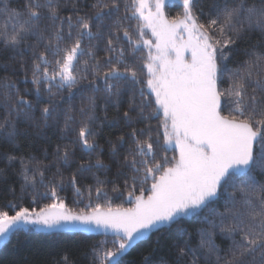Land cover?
I'll return each instance as SVG.
<instances>
[{
	"label": "snow or ice",
	"instance_id": "obj_1",
	"mask_svg": "<svg viewBox=\"0 0 264 264\" xmlns=\"http://www.w3.org/2000/svg\"><path fill=\"white\" fill-rule=\"evenodd\" d=\"M167 3L94 0L89 4L85 0L81 8L80 0H24L21 7L18 3L13 6V0H0V15L5 19L0 28V58H19L22 82H28L30 71L33 85L21 93L15 80L3 78L0 95L7 114L0 129L5 130V139L15 142L20 134L18 123L48 127L50 121L56 122L59 106L68 102L69 107L62 110L60 131L75 132L74 142L94 152L100 148L91 126L98 94L102 92L105 101L114 103L119 112L122 97L130 93L127 110L113 118L125 121L130 131L108 141L111 164L97 158L95 163H81L78 171L110 170L113 165L117 177L130 171L132 183L125 180L123 184L132 188L130 200L137 182L141 185L132 207L115 209L111 199L107 207L101 203L93 206L89 185V204L74 213L58 196L57 186L64 187L63 177L57 179L59 170L48 181L50 187L39 192L37 175L43 185L42 169L50 165L30 167L34 158L5 153L8 166L19 162L20 169L14 174L23 182L18 202L9 200L3 205L9 210H0V243L21 232L99 233L104 238L93 243L87 253L91 264H125L129 250L150 233L178 225L186 217L203 215L208 227L200 231L198 247L192 248L190 240L184 241L185 247L174 245V264H181L189 252L193 259L187 264H197L198 249L206 250L210 264H264V0H212L207 13L198 0H179L182 12L171 18L165 12ZM69 6L72 14L61 15ZM133 19L138 21L134 29L128 23ZM9 20L14 21L11 28ZM105 36L110 55L101 61L94 46L85 47L84 41ZM238 42L247 45L243 49L246 58L229 68ZM28 52L30 62L24 59ZM84 56L88 58L82 60ZM8 66L0 64L5 69ZM225 77L229 86L221 89ZM65 90L67 95H61ZM77 93L81 98L78 109L70 103ZM57 96L59 100L54 99ZM45 99L47 104L41 106ZM225 107L230 117L222 115ZM74 111L84 119L77 122L71 114ZM160 116L164 141L174 145L178 155L169 157L165 151L157 158L154 144L160 133L153 136L152 125L144 122ZM77 123L78 129L73 127ZM140 123L144 127H133ZM126 145L127 154L121 158ZM60 151L57 145V158L67 163L69 149L65 146L62 156ZM7 180V167L0 168V181ZM149 180L151 184L143 187ZM68 183L76 186V174ZM96 184L97 199L108 196V184L114 195H123L114 180L97 178ZM29 190L31 203L49 196L53 202L39 210L23 206L19 201ZM8 191L15 197L14 186L9 185ZM217 230L228 241L226 249L215 243ZM144 259L152 264L149 257ZM64 261L67 264V257ZM157 264L169 261L161 257Z\"/></svg>",
	"mask_w": 264,
	"mask_h": 264
},
{
	"label": "trees",
	"instance_id": "obj_2",
	"mask_svg": "<svg viewBox=\"0 0 264 264\" xmlns=\"http://www.w3.org/2000/svg\"><path fill=\"white\" fill-rule=\"evenodd\" d=\"M94 0H87V3H93ZM19 4L21 7L24 4V0H13V6ZM200 6L204 7V11L207 13L210 11L209 5L212 3V0H198ZM85 0H80V7L84 8ZM166 10L170 16H175L182 12V8L179 4V0H169L166 4ZM90 11V9H86ZM123 7L121 8V14H123ZM131 11V10H130ZM72 14L71 6L67 10L61 12V15L67 16ZM83 14V12H81ZM201 22H205V19L202 17ZM9 28L12 27L14 21H7ZM133 26V29L137 25L138 21L133 19L130 22ZM5 24V19L0 15V28ZM65 30L66 26H65ZM95 31V28L93 29ZM146 33L150 34V30L145 29ZM48 33H45L47 36ZM122 36V34H121ZM106 39L88 40L84 41V46L88 47L90 44L94 46L93 50L97 59L103 61L106 59L110 53L106 50ZM256 40V34L253 33L252 43ZM33 42L34 38H33ZM122 43L124 39L122 37ZM247 47L243 42H238L237 47L233 50L232 57L229 61V68H234L237 66L236 62L245 59L243 49ZM40 51H43V46L39 48ZM146 51V50H145ZM139 55V54H138ZM31 52L25 54L24 59L29 60L30 62ZM87 56L81 57V59H87ZM7 63L9 66L5 69L0 67V84L3 82L4 77H9L12 80L17 82V86L20 88L21 93L25 89L31 90L33 85L31 84V72L28 71V82L23 83L24 72L21 69V63L19 58L17 61H8L7 57L0 58V64ZM229 86V81L227 77L219 84L221 89L227 88ZM4 90L0 87V93ZM55 91V89H53ZM61 95H67L65 90ZM130 93H126L122 97V102L119 107V112L114 103L106 102L104 94L101 92L98 94L97 99V108L95 111L96 119L92 123V128L96 132L94 137L95 142L100 145V148L96 149L94 152H89L81 147L77 140L76 133H62L60 128L63 127L64 114L63 109L69 107V103L65 102L59 106L58 116L56 122L50 121L48 127L41 125L40 128L31 127L26 123H18L17 128L19 135L17 136L15 142H8L5 139V130L0 129V168L7 167L8 180L6 182L0 181V210H9L4 208L3 205L11 200L13 204L17 203L16 197L21 195L20 193V184L23 182L22 177H18L14 174L20 169L19 162L13 163L11 166L7 165L6 160L4 159L5 153H11L17 156H25L26 158L32 159L30 167H35L37 163L43 165H50L47 169H42L45 172L44 184L40 185V177L37 175V190L39 192H44L50 185L48 181L52 179L54 175L57 174L59 170V175L57 179L59 180L60 176L63 177L64 187L61 190L57 186V193L60 199L73 211L80 212L85 209V206L89 204V194L88 186H92V195H91V204L94 206L96 203H101L107 207V200L111 199V206H131L134 204V197L140 195L139 188L141 185L137 182L136 190L133 193V197L129 198L128 192L132 191L131 187L124 188L123 184L125 180L129 181V184L132 183L130 177L133 175L130 171H127V175L116 176V166L113 165L110 170L108 169H97L92 168L91 170L78 171L79 165L81 163H95V160L99 158L105 164H111L110 160V145L108 141H115L117 137L124 135L130 128L126 126L125 121L122 119L113 120L114 117L122 115L123 111L127 110L128 106V96ZM30 99L34 97H29ZM55 100H59L60 97H54ZM76 109L81 106V98L77 93L73 100L70 102ZM47 104L45 99L42 102L41 106ZM7 114L6 105L3 103V97L0 95V122L3 121L4 117ZM75 115L77 122L84 119L79 113V111H74L71 113ZM133 116L136 114L133 113ZM222 115L230 117V113L227 107L222 111ZM40 113L36 112V117L39 119ZM162 116L158 118H152L144 123L152 125L153 136L156 132L159 131L160 138L159 141L154 144L157 152V158L160 155H163L166 151V154L169 157L177 155V150L175 148L169 147L163 137V129L159 127ZM144 123L135 124L133 127H144ZM74 128L79 127V123L73 125ZM27 132V135L24 133ZM145 137H141L144 139ZM92 138H90L91 140ZM125 139L128 141V145H131L132 141L127 136ZM57 145L60 146L59 155H63V150L65 146L69 149L70 155L67 163H64L62 160L57 158L56 148ZM127 154V145L125 149L122 150L121 158L123 155ZM31 175V173H29ZM76 174L77 184L75 187L68 183L69 178ZM97 178L100 180H114L118 185L121 186L123 190V195H114L110 189L111 184L107 185L108 196L101 197L97 199L95 193V187L97 186ZM151 184V181H148V185L143 187H148ZM12 185L16 188L15 197L8 191V186ZM79 189V193L76 189ZM147 194V193H145ZM23 206L30 208H39L44 207L46 204L53 202L52 197L39 198L36 203H31V190L25 194V198L22 201H19ZM223 202L221 201V205ZM90 210V209H88ZM222 210V207H221ZM10 215L14 214L9 212ZM207 224L203 221V215L186 217L181 220L178 225H173L171 228H166L160 232L150 233L149 236L141 242H138L124 257L125 264H147L145 257H149L152 261V264H157L161 257L167 258L169 264H174L176 260L177 248L174 245L179 247H185L184 241L190 240L191 247L197 248L200 243V231L207 228ZM177 229L183 230L182 233ZM104 237L99 233H92L86 231H76L70 232L69 230H58L55 233H44V232H32V233H19L17 235H12L9 239L0 247V264H65L64 257H67V264H91V258L87 254L89 252L90 246L98 240L103 239ZM215 243L220 246L222 249L228 247V241L219 234L214 237ZM223 254V253H221ZM196 256L199 258L197 264H210L206 259L207 253L205 249H198L196 251ZM193 259L191 252L187 254L184 261L181 264H187Z\"/></svg>",
	"mask_w": 264,
	"mask_h": 264
},
{
	"label": "rangeland",
	"instance_id": "obj_3",
	"mask_svg": "<svg viewBox=\"0 0 264 264\" xmlns=\"http://www.w3.org/2000/svg\"><path fill=\"white\" fill-rule=\"evenodd\" d=\"M169 1V0H168ZM167 8H166V6H165V12H166V14L168 15V17L169 18H171V17H174V16H170L169 14H168V12H167V10H166ZM176 16V15H175ZM149 34V33H148ZM150 35V34H149ZM168 145V144H167ZM169 147H172V148H175V146L174 145H168ZM177 150V149H176ZM177 152V155H178V150L176 151ZM146 195V194H145ZM66 205V204H65ZM134 205V204H133ZM133 205H131V206H128V207H126V206H124V205H122V206H118V207H122V208H130V207H132ZM112 207V206H111ZM113 209H115V208H117V207H112ZM73 211V210H72ZM90 211V210H89ZM74 213H76L75 211H73ZM3 243H0V246L2 245Z\"/></svg>",
	"mask_w": 264,
	"mask_h": 264
},
{
	"label": "bare ground",
	"instance_id": "obj_4",
	"mask_svg": "<svg viewBox=\"0 0 264 264\" xmlns=\"http://www.w3.org/2000/svg\"><path fill=\"white\" fill-rule=\"evenodd\" d=\"M67 206V205H66ZM69 208V207H67ZM71 210V209H70ZM70 232H76V231H80V230H69Z\"/></svg>",
	"mask_w": 264,
	"mask_h": 264
}]
</instances>
